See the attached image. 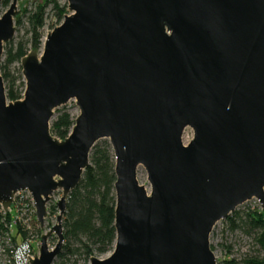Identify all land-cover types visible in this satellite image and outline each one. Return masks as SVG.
<instances>
[{
	"label": "water",
	"instance_id": "1",
	"mask_svg": "<svg viewBox=\"0 0 264 264\" xmlns=\"http://www.w3.org/2000/svg\"><path fill=\"white\" fill-rule=\"evenodd\" d=\"M16 2L0 12V62ZM67 9L41 52L20 59L22 98L7 99L0 74V204L28 190L42 229L61 190L30 263L60 253L68 194L108 139L116 236L89 264H216L214 224L252 198L264 208V0H67ZM71 99L79 114L61 140L50 121Z\"/></svg>",
	"mask_w": 264,
	"mask_h": 264
},
{
	"label": "trees",
	"instance_id": "2",
	"mask_svg": "<svg viewBox=\"0 0 264 264\" xmlns=\"http://www.w3.org/2000/svg\"><path fill=\"white\" fill-rule=\"evenodd\" d=\"M7 4L2 0L1 7ZM51 5L57 20L60 21L66 12V5L59 6L56 0H46L39 6L29 19V38L18 37L4 46L0 62V74L2 75L6 97L10 101L22 97V89L16 86V77L10 70V66L27 54L28 49L38 51L42 45L43 10ZM28 45L29 48H28ZM24 86V82L21 83ZM74 124L70 113L62 108H56L50 121V132L58 139H64ZM114 156L108 139L98 140L91 149L89 164L85 168L81 181L70 191L66 199V209L62 219L64 234L63 247L57 255L54 264H65L74 256H82L88 261L92 256H101L110 252L115 241V193H114ZM50 215L57 212L54 204L48 208ZM230 229L243 227L248 232L257 233L256 240L260 246L262 255L252 256L243 260V264H264V208L247 207L242 211H233L225 219ZM5 223H9L8 214L3 217ZM3 227V224H1ZM19 229L17 225L16 229ZM41 235V228L34 227ZM21 231V230H20ZM25 236V232H19ZM19 239V236L16 237ZM217 264H242L235 259H223Z\"/></svg>",
	"mask_w": 264,
	"mask_h": 264
},
{
	"label": "rangeland",
	"instance_id": "3",
	"mask_svg": "<svg viewBox=\"0 0 264 264\" xmlns=\"http://www.w3.org/2000/svg\"><path fill=\"white\" fill-rule=\"evenodd\" d=\"M11 1L12 0H7V4L4 7L0 8V12H3L9 6ZM45 2L46 0H17L16 9L19 11L18 14L14 17L15 33L11 39L13 43L16 42L18 40V37L20 36H24L25 39L29 38L30 34L29 33L26 34V32H28V29L30 27L29 19L31 15L36 12L39 6L44 5ZM56 2L58 3L59 6H63V5L67 6V0H56ZM68 13L69 11L66 7V12L64 14H68ZM56 23H58V20L54 9L52 8L51 5L45 6L43 10V25L41 27L42 44H43V37L48 31H51L55 27ZM29 46L30 45H28V48ZM30 50L28 49V51ZM41 50H42V45L37 52L39 53L41 52ZM10 70L13 73V75L16 77V86L18 87V89H21L22 87L24 88V86L21 85V83L24 82V78L22 76V68L20 61L14 62L10 66ZM59 108L67 110L70 113L73 120L79 114V108L73 99L59 106ZM192 136H193L192 128L186 127L182 135L183 143H187L192 138ZM137 179L139 183L144 184L145 187L149 190L150 187L146 178V172L142 167H139L137 169ZM55 196L60 197L61 190H58ZM257 206H259V203L252 198L237 206L234 211H242L247 207L255 208ZM57 213L58 210L56 213L45 218L44 227L41 229V234L46 232L52 225L56 223ZM225 219L217 221L214 224L209 234V244L215 255L216 264L218 261H221L223 259H231V258L243 264L244 259H248L252 256H261L262 252L256 240L257 233L255 231L248 232L243 227H236L235 229H230ZM56 241H57V236L55 234H52L48 238L47 241L48 246L50 248L54 247ZM110 252H107L106 254L97 257H105ZM65 264H89V260L85 261V259L82 256H74L71 257L69 260H66Z\"/></svg>",
	"mask_w": 264,
	"mask_h": 264
},
{
	"label": "built area",
	"instance_id": "4",
	"mask_svg": "<svg viewBox=\"0 0 264 264\" xmlns=\"http://www.w3.org/2000/svg\"><path fill=\"white\" fill-rule=\"evenodd\" d=\"M62 20L63 18L55 26L59 25ZM44 38L45 36L43 37V41ZM24 88L21 92L22 96ZM57 192L58 190L53 192L52 199L46 204V218L50 216L48 212L49 205H55L57 199H59L58 196H55ZM255 201L258 202L257 199ZM6 214L10 217L8 224L3 221V217ZM1 224H3V227ZM17 225L19 229H16ZM35 226L39 227V224L35 217L34 202L28 190L16 191L13 195L12 203L7 210L3 209L0 204V264H31L28 256L34 259V254L38 255L41 236L35 231ZM20 230L25 232L24 237L19 233L21 232ZM17 236H19V239L16 238Z\"/></svg>",
	"mask_w": 264,
	"mask_h": 264
},
{
	"label": "bare ground",
	"instance_id": "5",
	"mask_svg": "<svg viewBox=\"0 0 264 264\" xmlns=\"http://www.w3.org/2000/svg\"><path fill=\"white\" fill-rule=\"evenodd\" d=\"M139 168V167H138Z\"/></svg>",
	"mask_w": 264,
	"mask_h": 264
}]
</instances>
